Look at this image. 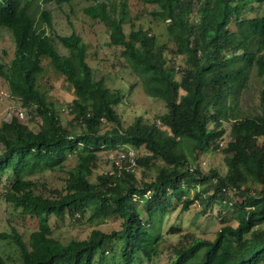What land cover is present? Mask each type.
I'll use <instances>...</instances> for the list:
<instances>
[{
    "label": "trees",
    "instance_id": "16d2710c",
    "mask_svg": "<svg viewBox=\"0 0 264 264\" xmlns=\"http://www.w3.org/2000/svg\"><path fill=\"white\" fill-rule=\"evenodd\" d=\"M51 1L63 5L73 0H42ZM142 1L156 7L151 23L165 24L173 47L142 26L136 29L132 24L127 35L123 19L107 2L85 9L108 28L109 46L123 48L145 92L167 106L168 112L154 122L140 116L125 126L116 111L124 94L95 78L82 36L49 35L43 25L52 29V16L35 7H40L39 0H0V29L11 31L17 48L8 69L0 63V76L22 107L42 121L38 132L19 116L0 127V176L10 172L15 178L5 187L4 200L20 216L39 224L28 242L14 228L11 234H0L1 240L17 245L20 264H102L97 255L110 254L107 247L116 239L122 241V250L130 242L124 264H134L139 253L149 258L163 238L151 230V222L165 217L172 197L181 199L188 194L185 187L191 186L195 197L184 200V210L195 202L205 211L217 202L232 205V194L244 196L241 205H233L237 225L225 223L214 240L184 234L169 264H264V15L248 16L264 6V0ZM47 66L71 86L75 98L69 113L79 130L62 124L42 90ZM252 73L261 81L260 111L253 113L240 107ZM176 75L181 79L175 80ZM226 124L231 127L230 140L219 149ZM120 146L144 149L139 169L143 176L155 171V178L146 181L117 168L91 182L98 153ZM213 150L225 155L224 175L214 169L205 173L195 165L201 153ZM57 168L67 169L65 187L54 197L37 194L32 177ZM135 198L146 201L147 221ZM66 213L75 221L88 213L91 220L116 216L122 219L121 230H93L85 240L63 244L53 237L50 218ZM176 231L181 232L171 228L170 234ZM0 264H6L1 254Z\"/></svg>",
    "mask_w": 264,
    "mask_h": 264
},
{
    "label": "rangeland",
    "instance_id": "374dc122",
    "mask_svg": "<svg viewBox=\"0 0 264 264\" xmlns=\"http://www.w3.org/2000/svg\"><path fill=\"white\" fill-rule=\"evenodd\" d=\"M98 2H107L115 15L124 21V31L129 35L133 26L138 29L142 26L144 29L151 31L160 42H168L165 24L160 21L151 23L150 13L156 9L155 6L143 3L142 0H73L72 3L58 5L54 1L43 3L39 0L40 7L35 6L38 10H47L52 16L53 28L49 29L47 25H43L47 33L53 37L67 36L77 33L82 36L88 45V62L92 66L97 80H104L107 87L114 90H120L124 94L123 102L116 107V111L120 115L125 126L134 122L137 117H144L150 122L157 120L168 112L167 106L162 99L149 96L142 85L140 77L129 67L123 54V48L109 46L110 34L108 28L99 20H94L88 16L85 9L89 6L96 5ZM124 14V18L122 15ZM264 15V6L249 14L250 17ZM133 24V26H132ZM152 28V30L150 29ZM236 26L233 22L231 30H235ZM61 53H66L60 44H57ZM17 53L16 43L11 31L6 28L0 29V63L7 69ZM181 63V59H178ZM48 62L45 61V65ZM175 80H180L181 76L176 75ZM42 90L46 91L49 100L55 105V110L61 118L62 124L70 130H79V125L73 124V115L70 112L71 102L75 95L71 86L60 76L52 67L47 66L44 76L40 80ZM260 89L261 81L255 74H251L249 88L245 89L241 94L240 107L247 112H259L260 106ZM21 109L25 113V118L20 119L32 131L38 132L42 125L39 116L31 115L28 109L23 108L21 101L14 98L11 93L9 82L0 76V127L4 122H9L13 117H18ZM106 125H103L105 128ZM211 127V126H210ZM226 134L221 142L228 144L230 140L229 124L225 125ZM131 148L129 146H120L112 150H102L98 153L99 162L98 169L90 178L91 182H96L97 176L100 174L113 172L116 168L114 162L117 155L123 149ZM134 149V148H132ZM2 147L0 146V151ZM138 157L145 154V150H136ZM72 157V156H71ZM74 157V156H73ZM73 162V161H72ZM200 165L205 173L210 170H217L222 175L226 174V158L222 151H209L201 153L199 160L195 165ZM73 166V164H71ZM68 168V167H67ZM143 170L136 172L138 178H145L146 181H152L155 171H147L143 176ZM68 177L67 169L57 168L55 171H47L32 177L37 183L36 193L46 197H54L56 190H62L65 187ZM14 176L10 172H6L0 176V234H11L13 228L23 236L28 242L30 234L39 227L38 221L31 217H22L14 208L9 205L3 197L5 187L8 182H13ZM196 185V184H195ZM188 194L181 199L172 197L171 206L167 211V215L157 222H151V230H156L162 234V239L155 245V251L148 258L143 253L136 256L134 264H169L173 258L175 246L180 244L182 237L187 233H194L196 236L214 240L217 232L225 223L237 225L233 205H241L244 196L232 194L230 205L228 202L222 204L217 202L209 207L206 211L199 207L195 202L190 205L189 209L184 210V200H191L195 197L194 187H185ZM145 200L139 202L138 211L144 221L149 219L145 210ZM88 213L82 220L75 221L69 214H65L61 218L52 216L50 224L53 229V237L63 244H68L73 240L87 239L93 230H100L105 233L121 230L122 219L112 216L108 219L91 220ZM149 228V229H150ZM154 228V229H153ZM181 230L170 234V229ZM122 241L113 240L107 250L110 254L104 253L102 256L98 254L96 260L102 259V264H124V259L130 253V242H126L124 250L121 249ZM111 247V248H110ZM0 254L6 261V264H20L21 258L19 248L12 240L0 239Z\"/></svg>",
    "mask_w": 264,
    "mask_h": 264
},
{
    "label": "built area",
    "instance_id": "2783aa9c",
    "mask_svg": "<svg viewBox=\"0 0 264 264\" xmlns=\"http://www.w3.org/2000/svg\"><path fill=\"white\" fill-rule=\"evenodd\" d=\"M19 118L20 119H24L25 118V113L19 109ZM222 141V140H221ZM219 144V149H222L224 147H226V144H224V142H221ZM114 167L117 169L124 170L126 172L129 173H136L139 170V165H138V154L136 153V151L132 148H127V149H123L119 152V154L116 157V160L114 162ZM189 170L193 171V166H189ZM150 196V193L148 194L147 197ZM137 202H141V200H139V198H135L134 199ZM199 207H201V205L198 203Z\"/></svg>",
    "mask_w": 264,
    "mask_h": 264
},
{
    "label": "bare ground",
    "instance_id": "6f19581e",
    "mask_svg": "<svg viewBox=\"0 0 264 264\" xmlns=\"http://www.w3.org/2000/svg\"><path fill=\"white\" fill-rule=\"evenodd\" d=\"M17 115H19V113H17Z\"/></svg>",
    "mask_w": 264,
    "mask_h": 264
}]
</instances>
